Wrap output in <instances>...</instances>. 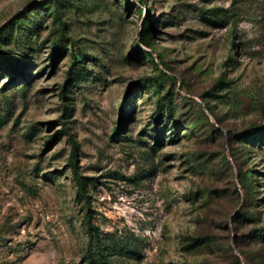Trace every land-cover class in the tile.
<instances>
[{
    "label": "rangeland",
    "instance_id": "rangeland-1",
    "mask_svg": "<svg viewBox=\"0 0 264 264\" xmlns=\"http://www.w3.org/2000/svg\"><path fill=\"white\" fill-rule=\"evenodd\" d=\"M254 124L264 0H0V264H264Z\"/></svg>",
    "mask_w": 264,
    "mask_h": 264
},
{
    "label": "trees",
    "instance_id": "trees-1",
    "mask_svg": "<svg viewBox=\"0 0 264 264\" xmlns=\"http://www.w3.org/2000/svg\"><path fill=\"white\" fill-rule=\"evenodd\" d=\"M150 24H149V20H147L146 18L144 19L143 21V26H142V31H141V34H140V41L143 42V43H147V39H145L144 37V34L145 32L147 33L150 29ZM262 128H264V124H254L252 126H250V131L252 130L253 133L255 132H258L259 130H261ZM243 185V184H242ZM200 241V240H199Z\"/></svg>",
    "mask_w": 264,
    "mask_h": 264
}]
</instances>
